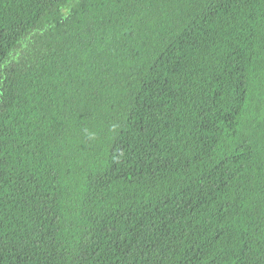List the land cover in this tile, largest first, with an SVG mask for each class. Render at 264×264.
Returning a JSON list of instances; mask_svg holds the SVG:
<instances>
[{
	"label": "trees",
	"instance_id": "1",
	"mask_svg": "<svg viewBox=\"0 0 264 264\" xmlns=\"http://www.w3.org/2000/svg\"><path fill=\"white\" fill-rule=\"evenodd\" d=\"M0 264H264V0H0Z\"/></svg>",
	"mask_w": 264,
	"mask_h": 264
}]
</instances>
